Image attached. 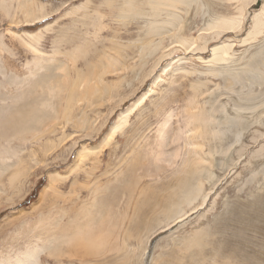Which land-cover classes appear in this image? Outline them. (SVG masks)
Wrapping results in <instances>:
<instances>
[{
	"label": "rangeland",
	"instance_id": "1",
	"mask_svg": "<svg viewBox=\"0 0 264 264\" xmlns=\"http://www.w3.org/2000/svg\"><path fill=\"white\" fill-rule=\"evenodd\" d=\"M44 1L48 3L46 10L54 13L35 21L41 16L43 4L40 1L0 0V99L7 102H0V144L6 142V136H11L14 129L37 127L43 131L41 140H33L34 135L30 136L29 130L21 134L24 139L11 141L14 148L20 144L25 159L29 152L35 155L34 161L29 160L33 167L26 177L21 176L15 186L9 185L8 177L16 169L15 165L5 173L0 170V261L36 244L43 245L54 235L59 240L71 237V230L76 227L97 226L99 232L114 234L106 242L108 247H128L134 253L131 255L135 262L141 261L143 249L148 246L143 264H150L154 254L157 264H213L214 260L223 264L222 254L218 255L221 248L225 250L223 243L237 237L242 226H249L253 211L255 215L264 216V173L254 178L264 162V155L251 158L263 140L259 137L261 140L254 142L264 132V115L259 123L251 125L249 123L255 122L258 114L255 113L253 118L247 114L237 122L228 121L222 106L234 116V104L240 102L238 94L225 88L229 83L222 77L210 73L219 65L209 67L196 54L191 55L190 60L185 59L183 64L175 63L166 73L162 72L163 65L154 67V59L161 54L159 51L153 59L137 62L140 44L134 41L135 45L126 49L119 44L144 35L149 20L147 16H136L131 11L127 13V19H121L118 7L123 6L124 1L109 4L106 0H93L88 11L81 6L74 14L66 13L85 0ZM208 1L211 12L229 13L226 0ZM135 2L146 11L151 10L149 0ZM231 11L234 12V8ZM183 21L181 33L185 36H198L205 25L194 9H189ZM36 32L40 35L32 39L30 35ZM261 36L248 46L235 41L232 51L235 62L226 63L229 70H242L240 68L247 66L251 56L264 47V34ZM211 44L209 41L208 45ZM177 48V54L182 55L183 50ZM112 57L120 58L124 66L117 71L111 69ZM106 63H109L108 68ZM101 74L103 82L99 79ZM160 74L162 78L155 82V77ZM81 77L88 80L79 89L75 84ZM255 79L244 82L243 95H247L251 87L255 93L264 92V83ZM198 82L203 86L200 87ZM251 82L254 86L249 85ZM104 85L110 87L97 91ZM151 87L143 105L133 111L129 123L116 134L114 141L97 157L93 156L87 167L90 175L86 171H81L78 176L72 174L59 185L62 196L54 197L50 192L43 196L49 174L53 171L66 173L75 162L78 149L84 144L100 142L117 112ZM241 87L235 86L236 90ZM93 90L94 99H102L100 105L90 107L85 99L73 103V107L64 112L72 96L75 100L84 93L91 95ZM193 97L195 105L200 103L199 108L204 111L203 118L208 115L217 118L225 132L221 141L207 135L203 139L204 149L214 153L220 146L224 149L233 146L227 157L214 154L215 166L211 171L215 176L211 175L210 180L204 182V193L211 192L206 203L164 229V225H160L165 220L161 209L172 211L178 201L171 188L186 179L189 182L202 179L190 172L181 175V159L177 160L174 169L164 165L162 160L159 169L155 163L158 156L175 159L177 152L184 155L188 151V148L184 150L190 124L187 111L190 114ZM45 103L49 105L44 106ZM35 108L40 115L30 114ZM112 112L115 113L112 115ZM18 113L22 117H18ZM81 113L90 127L83 129L75 125L74 120ZM10 123L11 128L8 127ZM200 123L204 133L209 131ZM237 132L241 136L237 134L236 138ZM65 135L68 138L62 143ZM49 139L58 147L45 153L43 149L52 146ZM244 147L248 151L245 149L239 159ZM233 160H236L234 164ZM96 185L105 186L97 197ZM205 210H208L206 215L200 216ZM58 217L62 220L56 224ZM241 221L246 224L237 225ZM252 222L263 223L261 219ZM224 227L229 228V235H224ZM197 231L203 233L200 245H196ZM260 233L263 235L260 248L264 249V231L260 230ZM63 244L66 252L58 257L51 255L49 250L43 251L39 255L40 264H83L79 261L82 257H78L81 253L75 251L74 256H70L67 243ZM122 258L119 254H109L104 264H126V257ZM231 262L235 264L236 261Z\"/></svg>",
	"mask_w": 264,
	"mask_h": 264
},
{
	"label": "bare ground",
	"instance_id": "2",
	"mask_svg": "<svg viewBox=\"0 0 264 264\" xmlns=\"http://www.w3.org/2000/svg\"><path fill=\"white\" fill-rule=\"evenodd\" d=\"M32 1H40L41 4H43L41 5V16L36 18L35 21H38L46 16H50L51 12L54 13L53 11L46 10V6L48 5V3L44 0ZM119 1L125 2L123 6L118 7V16L121 19H127L129 17L127 13L131 11L136 16H147V19L149 20V25L146 27L144 35L141 34L136 40L131 39L130 41H127V43L119 44L121 48L126 49L132 47L133 43L135 45V42L137 41L140 44L139 46H137V48L139 47V53L137 55L138 58H136L135 55L137 62H140V60L145 58L153 59L155 54L159 51L161 52V54L159 53L160 55L157 56L156 59H154L156 60L154 67L157 68L159 65L162 67L163 65L162 72L166 73L170 68H172L175 63H177V65L183 64L186 61L185 59L190 60L192 57L191 55L196 54L198 55L200 61H202V63L204 62L209 67H215V65H219L218 68L216 67L217 69L212 70V72L210 73L222 77L225 83H229L228 87L225 85V88L230 92H235L238 94L240 102L234 104V116L228 114L225 110V106H222L223 113L225 114L226 119H228V121L237 122V119L243 120L244 116L247 114L252 116L253 118V115L256 113L258 114L257 119L255 120V122L249 124L251 125L254 123H259L261 121L260 118L264 115V92L260 90L255 93L252 87L249 89L247 95H243V91L245 89L244 82L246 80L256 78L255 80L259 79L261 83H264V47H262L261 50H257L251 56L252 59L250 62L248 60L249 63L247 64V66L244 65V68H240L242 70L233 68V71H231L229 70V66L226 63L235 62L232 54V51L236 45L235 41L238 40V43H241L243 46H248L252 45L253 42L257 41L259 37L264 34V0H226L225 5L228 8V14H225L224 12H211L210 2L208 0H149L151 4V10L149 12L143 8L138 7L135 0H106V2H108L109 4L113 2L117 3ZM92 3L93 0H85L82 4H80V6L75 5V7L69 9L66 14H74L78 10L77 7L81 6L83 7V10L88 11V8ZM232 8H234V12L231 11ZM189 9H194L196 16L201 17L202 21L205 23L204 27L199 30L200 32L198 36H185L184 33H181V31L184 30L183 18L185 17V15L189 14ZM208 16H210V18H208ZM241 32H243V34L242 37L239 38ZM39 35V32H36L31 34L30 37L34 39ZM225 35L226 37H223ZM167 38L169 39L168 42H166ZM209 41H212L211 45H208ZM177 47L183 50L182 55L177 54ZM35 50H37V48H35ZM206 53L210 54L205 57L204 54ZM108 64L109 63H106L107 68L109 66ZM122 66H124V62L120 58L112 57V61L110 62L109 66L111 67V69L113 68L114 71H117ZM102 75L103 74L100 75L99 79L103 82L104 80L102 78ZM161 78L162 74L157 75L154 81L157 82ZM86 80L88 79L81 77L75 84V86L79 89L83 88V84L86 82ZM198 83H200V87L203 86L201 82ZM237 84L242 86L241 89L236 90L235 86ZM249 85L254 86L252 82L249 83ZM109 87L110 86L104 85L101 88H97V91H102L104 89H108ZM73 89L74 87L72 88V90ZM150 90H152V87L147 92H144V94H142L139 98L134 100L125 109L122 108L117 112L115 120L111 123L108 131L105 133L100 142H98L96 145H82L80 150L78 149L75 162L72 166L69 167V170L66 173L53 171V173L49 174V181L44 190H42V195L45 196L48 192H50L49 194L54 197H57V195H61L62 192L59 189L60 184H63V182L66 179H69L72 174H76V176H78L81 171H83V173H85L84 171L87 172V167L91 163V159L93 158V156L97 157L100 152L104 151L107 145H110L114 141L116 134L120 130H123L124 127L129 123V118L133 111L143 105L145 99L148 96L147 93L151 92ZM94 95L95 93L93 90L91 95L89 93H84L80 96H76L75 100H73L74 96H72L71 101L68 102V105L65 107L64 112H67L69 109H71L73 107V103H76L78 101L81 102L85 99L89 101L88 106L90 107L100 105L102 99L95 100L93 97ZM0 102L1 104L7 103L3 102L1 99ZM48 105V103L44 104V106ZM199 105L200 103L195 105V97H193L191 107H189L191 109L190 114H188L189 112L187 111V121L190 122V124L186 132L188 138L184 144V150L188 148V151L184 155H182V153L180 152H177V154L175 153V159H162L159 156L155 158L156 168L158 169L160 168V160L163 161L164 165H167L169 168L172 167L174 169L177 164V160L181 159V162L183 163L182 169L179 172L180 174H188L190 172L193 176L198 175L200 178H202L201 180L194 179L193 182H189L186 179L182 181L177 187L171 188V192H173V194L178 197V201L174 203V209L172 211L161 209V214L165 216V220L162 221L164 224L160 225H164V229L170 227L179 219L183 220V218L188 214V212H190V210H192L193 212L194 210L201 208L206 203L211 192L208 191L204 193V182L210 180L211 175L215 176L211 171L212 168H214L213 166H215L214 154L219 153L227 157L230 152L231 146H233L231 145L226 149L220 146L215 150L214 153L207 152L204 149L205 143L203 139L206 138L207 135L212 140L216 139L218 141H221L225 136V132L222 129L217 118L213 117L212 115H208L205 119L203 118L204 111L199 108ZM115 110L116 109H114V111ZM115 112H112V115ZM30 114L38 116L41 113H39L38 109L35 108L30 112ZM54 115H57V113H55ZM82 115L83 114L81 113L79 115L80 117L74 120V122H76L75 125H80L83 129H85V127H90V123L88 121H85ZM17 116L22 117V114L18 113ZM64 116H66V114ZM56 118L57 116L55 117V119ZM90 120L92 122V119ZM200 122H202L205 127L209 129V131L204 133L202 127L203 125ZM194 123H199V125H194ZM8 127L11 128V123ZM29 130L31 132L30 136L34 135L32 137L33 140H41L43 138V131L38 129L37 127L25 130L14 129L11 136H6V142L0 144V170L5 173L10 169L11 166L15 165L16 167V169L12 171V173L8 177V182L10 183L9 185L15 186L21 176L26 177L29 170H31L33 167L29 165V160L34 161L35 155L33 153L29 152L28 158L25 159L24 156L21 155L22 148H19L20 144H18L16 148L11 146L12 139H24L22 138L21 134ZM15 133H18L20 137ZM237 134L238 132L236 133V138L238 135L241 136V134ZM259 137L263 138L262 141H264V132H261L260 135H258L254 139V142ZM67 138L68 135L63 136L62 143L65 142ZM258 140L256 141V143H258ZM48 141L51 142L52 146H49V148H44L43 150H45V153H47L48 151L53 152L58 147V144L54 140L49 139ZM262 141L256 146V148H258L252 152L251 158L264 155V143H262ZM54 145L56 147H54ZM246 147H244L242 152L239 154V159L243 156V152L245 153L246 150L248 151ZM13 159L15 160L14 163H12ZM234 162H236V160H233V164ZM37 164L38 163H36L35 165ZM190 166L193 167L191 169L189 168V170L188 167ZM203 171L204 173H202ZM173 173L175 174V172ZM261 173H264V162L261 165L260 170L255 172L254 178H256V176ZM87 174L90 175L89 172H87ZM252 177L253 175L251 176L250 180H252ZM102 187L105 186L96 185V197L102 191ZM43 196L41 197L43 198ZM51 200L54 201V199ZM207 211L205 210V212H202L204 214L201 213L202 215L200 216H205V213ZM51 218L52 216H50V219ZM255 219H261L263 223L260 224L252 222ZM59 220H62V218L58 217V219L56 220V224ZM251 220L252 221L248 222V227H246L247 224L244 221L239 222L237 225H246L242 226L239 229L238 236L233 238L232 241H225L223 243L222 247L225 250L221 248L218 254H222L223 264H233L231 261H236L235 264H264V249L260 248L262 244V241L260 239L263 237L262 233H260V230L264 231V216L255 215L253 211ZM112 224L114 223L112 222ZM222 230L224 235H229V228L224 227V229ZM70 234L72 235L71 237L65 238L63 240H59V237L57 235H54L49 240V242L44 243L43 245L36 244L24 251H19L15 254V256H9L4 261H0V264H40L41 261H39V255L43 251L49 250L51 255H57L58 257L62 252H66V250H63V243H67V250L70 256H74L75 251L81 253V255H79L78 257H82L79 261L83 264H96V262L98 264H104V259H106L109 254H119L120 257H126V262L128 264H143V258L148 247H144L141 261L135 262L131 255L133 251L128 247L124 249L108 247L106 242L107 240L111 239L114 234H107V232L105 231L99 232L97 226H90L87 229H85V227H76L75 230H71ZM202 235V232L197 231L195 233V237L197 239L196 245H200V239ZM92 254H95L93 258L87 257ZM155 259L156 258L154 254L150 264H157ZM213 264L221 263H216L214 260Z\"/></svg>",
	"mask_w": 264,
	"mask_h": 264
}]
</instances>
